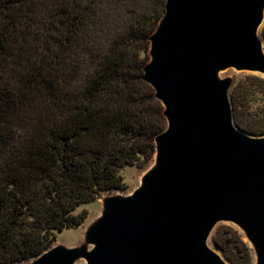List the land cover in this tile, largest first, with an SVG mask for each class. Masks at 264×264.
<instances>
[{"label": "trees", "instance_id": "1", "mask_svg": "<svg viewBox=\"0 0 264 264\" xmlns=\"http://www.w3.org/2000/svg\"><path fill=\"white\" fill-rule=\"evenodd\" d=\"M163 4L0 0V264L37 256L81 222L78 204L124 188L119 168L152 161L165 119L141 73ZM228 96L234 123L264 134V76L242 75ZM209 239L231 264H252L230 226Z\"/></svg>", "mask_w": 264, "mask_h": 264}, {"label": "water", "instance_id": "2", "mask_svg": "<svg viewBox=\"0 0 264 264\" xmlns=\"http://www.w3.org/2000/svg\"><path fill=\"white\" fill-rule=\"evenodd\" d=\"M263 19L264 0H164L141 73L165 119L151 163L130 192L101 197L81 242L15 264H227L208 244L218 221L264 264V134L234 123L219 74H264Z\"/></svg>", "mask_w": 264, "mask_h": 264}, {"label": "rangeland", "instance_id": "3", "mask_svg": "<svg viewBox=\"0 0 264 264\" xmlns=\"http://www.w3.org/2000/svg\"><path fill=\"white\" fill-rule=\"evenodd\" d=\"M262 23L260 24L258 28V32H259V29ZM219 74L220 76H230L232 78V82L236 81L239 77H241L244 74H257L260 76H264V74L258 73L256 71L236 70L232 67H228V68L221 70ZM149 164L144 167H137L136 165L125 164L121 168H119V173L121 174L123 182H124V188L108 189V190L101 191L99 196L93 199L92 201H87V202L78 204L74 208L73 212L76 213L80 211H85V216L83 217L81 222L76 226H66L60 230H56L54 232L55 236L52 241V245L57 244V243H62V244L71 246V245H75L81 242L83 239V231L85 230L86 226L100 213L101 197L106 194H112V193L126 194L130 192L133 188H135L138 185L140 176L142 175L144 170L149 166ZM225 225L230 226L232 229L236 230V232L241 236V238L244 241H246L242 231L234 223L230 221H218L215 223L213 229L215 227H222ZM208 244L212 248H214L226 260L227 264H231L227 260V258L222 254V252L211 243L210 239H208ZM73 264H85V261L84 259L79 258Z\"/></svg>", "mask_w": 264, "mask_h": 264}]
</instances>
